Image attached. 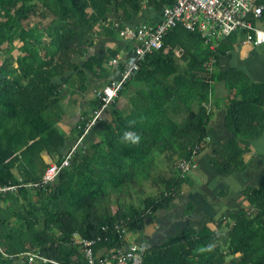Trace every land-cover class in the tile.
Returning a JSON list of instances; mask_svg holds the SVG:
<instances>
[{
  "label": "trees",
  "instance_id": "trees-1",
  "mask_svg": "<svg viewBox=\"0 0 264 264\" xmlns=\"http://www.w3.org/2000/svg\"><path fill=\"white\" fill-rule=\"evenodd\" d=\"M174 1L0 0V49L10 45L0 63V186H15L0 192V264H55L35 253L57 263L87 264L73 233L93 239L96 254L105 257L109 249L124 245L113 231L115 223L122 222L129 232L142 231L158 211L168 210L180 187L193 183L178 168V175L152 178L163 190L144 198L143 208L126 205L121 196L129 195L140 178H150L156 154L178 152L181 160L190 158L195 145L203 150L213 109L219 106L215 83L225 88L223 125L228 135L211 146L209 165L221 178L246 168L240 144L264 135V80L250 79L240 69L220 68L228 50L242 43L244 31L219 40L212 50L200 34L177 26L166 33L162 48L146 54L124 82L122 93L137 86L128 96L129 110L123 111L116 100L107 110L109 119L100 124L98 141L75 151L53 183L40 181L50 164L42 154H56L59 163L69 148L58 125L64 116V85L55 79L73 71L83 92L87 71L108 78L110 67H117L109 61L119 48L109 49L102 58L89 55L81 66L73 58L93 45L95 35L111 36L124 29V22L143 6L162 12ZM13 34L19 44L16 55ZM127 46L125 52L130 53L131 44ZM176 49L185 61L182 69ZM210 58L214 63L208 69ZM98 105L95 99L82 115L89 118ZM176 106L187 110L181 120L175 119ZM82 131L75 127L72 136ZM241 193L254 212H227L231 220L226 245L219 242L217 226L187 227L143 248L140 264H227L229 256V264H264V180L244 185Z\"/></svg>",
  "mask_w": 264,
  "mask_h": 264
},
{
  "label": "built area",
  "instance_id": "built-area-1",
  "mask_svg": "<svg viewBox=\"0 0 264 264\" xmlns=\"http://www.w3.org/2000/svg\"><path fill=\"white\" fill-rule=\"evenodd\" d=\"M263 9L262 0H175L172 4L164 6L159 21H141L124 26V29H121L118 34L125 42L131 44L132 50L130 53L117 54L111 58L109 63L117 66L115 68L117 75L111 77L107 83L95 90V99L99 101V105L89 112V118L83 115L80 117L79 121L85 120V123L83 126L77 125L76 127L83 129L82 134L71 140L68 150L59 163L53 161L49 164L40 180L41 183H53L60 170L69 165L72 154L84 149L85 137L95 127L100 126L101 122L106 121V116L110 115L107 110L118 99L124 82L140 68L141 61L146 54L162 48L164 37L169 30L182 26L189 31L197 32L212 50L217 48L219 40L233 32L243 30L244 37L241 42L259 46L264 44V20L261 19ZM252 20L255 22L253 23ZM213 63L214 59L210 58L207 62L208 69L213 67ZM198 150L199 146H194L191 149L189 159L178 161L177 168L182 173H189L197 167L195 157ZM14 188L13 185L0 186V192ZM113 231L124 241V245L120 248L109 249L108 255L105 257L96 254L93 248V239H87L78 233H73L74 243L80 245L86 263L140 264L142 248L127 239L129 231L126 225L117 222L113 225ZM28 254L31 255L30 252ZM34 257L43 262L65 264L57 263L55 260L37 253Z\"/></svg>",
  "mask_w": 264,
  "mask_h": 264
},
{
  "label": "rangeland",
  "instance_id": "rangeland-1",
  "mask_svg": "<svg viewBox=\"0 0 264 264\" xmlns=\"http://www.w3.org/2000/svg\"><path fill=\"white\" fill-rule=\"evenodd\" d=\"M128 24L129 23H126V25ZM257 25L261 26L260 24H257ZM97 35H95L94 39L96 38ZM13 37H14V40H13L14 49L12 51V54L16 55L18 54L19 44L14 34H13ZM7 46H10V45L8 43H4L2 47L6 48ZM4 48L0 49V63L4 60V58L7 55ZM86 51L83 53V55L86 53ZM228 51L229 52H227L221 59V65L225 69L239 67L244 70H247V66H248L247 60L251 58L256 61L255 66L257 67L258 73L261 75L263 74L262 70L264 66V57L261 53L262 51L260 50V48H254L251 52L250 47L242 46L241 43L236 42L234 44V47ZM181 53H182L181 51L176 49L175 60H176L178 68L180 69H182L185 65V61L181 57ZM79 55H82V54H79ZM73 61H74V58H73ZM66 73L60 76L59 78H56L55 81H58L64 84V89H65L64 91L66 92L67 90L69 95L74 91L82 92L81 90L77 88L78 85H80L79 76L76 75V73L74 72L72 73L74 74L73 78L71 80H68L66 79L68 76L66 75ZM248 75H249L248 77L253 80H263L264 79L262 78L264 76H257L254 78L251 76V74H248ZM129 88L130 86L128 87V89ZM134 88L136 89L137 86L135 85ZM215 88L216 90L214 92L219 96L218 97L219 106L215 107V110L213 111V113L215 111H219L220 107H224V104L226 103L225 100L223 99V96L225 93H222L223 95H219V89L222 88V85L218 84ZM223 88L222 90H224L223 92H225V88L224 89ZM134 91L135 90L132 89V92ZM125 96L127 99V103H129L128 95H125ZM66 103H67L66 101H62L60 104L61 108L64 109V107L66 106ZM120 108L123 111H127V109H129V108H122L121 106ZM62 112L63 114L67 115L65 111L62 110ZM174 112H175V119L181 120L186 115L187 110L183 108L181 109L179 106H176ZM221 114L222 112H220V114L217 116L219 117ZM214 121H215V117L212 118V122ZM74 133H75V129L74 131L72 130V134L68 133L66 134V136L70 137L74 135ZM225 134L226 133H224L223 135L220 134L218 139H222ZM94 138L96 139L99 138V136H97V132H95ZM201 151L202 150L200 149V153ZM177 153L178 152H168L165 154H156L154 156L155 158H154V163H153L152 170H151V175L149 176L150 178H140V180H138V183H136L132 188H130L129 195L122 194L121 198H124L125 204L128 205L130 202H132L138 208H143L144 198L158 196L159 193L163 190V185L159 182L153 181L152 178L154 177L158 179V177H162V176L169 177L173 175H178L179 172L177 170V163H178L177 161L180 159L181 156L178 155ZM42 157L46 161V163L49 164V163H52V161H55L54 159L57 158V155L45 153V154H42ZM197 160H198L197 168L193 169L190 173L187 174V176L192 180L193 183L192 184L184 183L180 187V190L176 198L171 203L170 208L168 210L158 211L156 213L154 220L151 223H148L144 230L130 231L127 237V239L130 242L135 240V242L139 245L138 240H137V237H139V239H142V241L144 242L143 244L139 245L143 249V248L149 247L150 245L161 243L167 236L179 233L183 227L187 228L189 225L199 227L204 223V224L211 226L212 228H216L217 226V230L220 235L219 242L222 245L227 244L226 231L228 229V223H230L231 218L229 215L226 216L227 211L229 210H224L223 208H221V204L223 203L224 196L226 195L228 191L227 189L228 184H226L224 179L221 177H218L215 174V172L212 170V168L209 165V155L208 154H206L205 152L202 155L199 154L197 156ZM14 173L17 176H19L18 167H15ZM239 194L240 193H238V195ZM111 198H112V203H113V201L116 199V194H112ZM202 202H206L207 204H209L211 207L215 209L213 212L214 215L213 217H211L210 221H208L207 218H204V219L198 218V216L196 215L197 213H194L196 211L195 210L196 206H197L196 208H198V206L203 207ZM189 203L192 204L191 207L188 205ZM111 206H112V210L117 209L116 203H113ZM246 209L250 211L251 213L254 212V209L252 207H246ZM146 233L153 235V238L151 240H148L146 238ZM230 259H231L230 256L228 257V259H226L227 264H229Z\"/></svg>",
  "mask_w": 264,
  "mask_h": 264
},
{
  "label": "crops",
  "instance_id": "crops-1",
  "mask_svg": "<svg viewBox=\"0 0 264 264\" xmlns=\"http://www.w3.org/2000/svg\"><path fill=\"white\" fill-rule=\"evenodd\" d=\"M161 17H162V12L160 9L146 5V6H143V8L139 11L138 14L132 16L131 21L124 22V23L125 24L129 23V25H130V24H135V23L141 22V21L157 22L161 19ZM112 19L114 20L113 21L114 25L118 24L119 20H117L114 15H112ZM128 44H129L128 42H125L122 38H120L118 36V33H114L111 36H106L105 34H103V35L98 34L96 36V38L94 39V44L88 48V50L86 51V53L84 55L82 54V55L75 56L74 61L77 64L82 65L89 55H95L99 58H102L108 54L109 49H118L119 48L118 54L122 55L125 53L126 48L128 47L127 46ZM241 44H242V46L250 47L251 52L254 48H260V50L262 51L261 53L264 57V44H262L260 46H256V47L249 45V44H243V43H241ZM247 61H248L247 70H244V69L239 68V67H234V69L243 70L244 72L251 74V76L254 78L257 76H264V66H263V70H262L263 74L261 75L258 73L257 67L255 66L256 61L251 59V58H249ZM220 68L225 69L221 65V63H220ZM110 69L108 68V70H110V72H111L108 78H95V76L91 72L87 71L88 72V76H87L88 77V83H87V88H86L85 92L74 91L69 95L67 90H66V92L63 91L64 98L61 100V102L66 101L67 103H66V106L64 107V109L62 108V110L65 111L67 115L64 114V116L62 117V119L58 123V125H59L60 130L65 135L68 133L72 134V130L74 131L75 127L77 126V123H78L80 117L82 116V112H85V111L90 109V106H89L90 103L95 100V95H94L95 90L102 87L107 81H109V79L111 77L117 75L114 67H110ZM72 73H74V72L73 71L67 72L66 75H68V76L66 79H68L69 75H71ZM262 78H264V77H262ZM258 81H260V80H258ZM56 82H58V81H56ZM218 84L222 85L220 83H215L214 84L215 87ZM134 87L135 86L131 85V87L128 90H125V92H123V93H121V95H119V97L117 99V104L119 106H121L122 108H129V103H127V99H126L125 95L129 96V94H131V92H132V89L135 90ZM222 88H223V85H222ZM222 88L219 89V95H223L222 93H225V92H223L224 90H222ZM215 90H216V88H215ZM215 97H219V96L215 93ZM127 110H129V109H127ZM214 110H215V108L213 109V111ZM220 112H222V114L218 117L217 115H219ZM224 114H225L224 107H220L219 111H215L213 113L212 118L215 117V121L212 122V119L210 120V123L208 126V137L206 139L207 143L204 146L203 150L201 151L200 155H202L205 152L206 154L209 155V158H210L211 146L216 141L221 140V139H218L219 135L220 134L223 135L224 133H226L223 136V138L228 135V133L224 129V125H223ZM78 115H79V117H78ZM109 117H110V115L106 116V120H108ZM211 125H212V127H211ZM101 127L102 126L100 125L98 127H95L93 130H91L87 134V136L85 137V142L90 143V142L98 141V139L94 138L95 132H98V130ZM97 136H98V133H97ZM73 138H74L73 136H70L67 138L68 146H69V144ZM248 140H249L248 144H244V143L240 144V147L243 149L242 160L245 162L246 168L242 171H236V172H234V173H232L226 177H223L226 184H228V188H227L228 191H227L226 195L224 196V200H223V203L221 204V208H223L224 210H229L227 212L238 211L240 208L246 209V207H251L249 205V203L247 202V200L245 199V197L242 195L241 188L244 185H256L257 183L264 180V135L257 137V138L248 139ZM43 154H45V153H43ZM54 160H56V158ZM238 193H240V194L238 195ZM202 205H203V207L198 206V208H196L197 207L196 206L195 207L196 211L194 213H197L196 215L198 216V218H201V219L207 218V220L210 221L211 217H213V215H214L213 212L215 209L213 207H211L209 204H207L206 202H202ZM223 217H225V216H223ZM203 225H207V224L203 223L199 227L189 225L188 227L198 229V228L202 227ZM183 228H185V227H183ZM146 238L148 240H151L153 238V235L146 233ZM226 239H227V237H226ZM137 240H138L139 245L144 243L142 241V239H139V237H137ZM133 241H132V243L137 244L135 242V240H133ZM150 246H152V245H150Z\"/></svg>",
  "mask_w": 264,
  "mask_h": 264
},
{
  "label": "clouds",
  "instance_id": "clouds-1",
  "mask_svg": "<svg viewBox=\"0 0 264 264\" xmlns=\"http://www.w3.org/2000/svg\"><path fill=\"white\" fill-rule=\"evenodd\" d=\"M253 46V45H252ZM260 46V45H259ZM254 47H256V46H254ZM137 139H138V137H137ZM196 146V145H195ZM194 147V146H193ZM200 154V147H199V150H198V153H197V155H196V157H195V159H196V161H198L197 160V156ZM197 166H198V163H197ZM197 168V167H196ZM190 173V172H189ZM188 174V173H187Z\"/></svg>",
  "mask_w": 264,
  "mask_h": 264
}]
</instances>
